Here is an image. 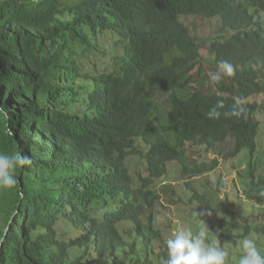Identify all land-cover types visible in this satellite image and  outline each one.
Listing matches in <instances>:
<instances>
[{
	"label": "trees",
	"instance_id": "16d2710c",
	"mask_svg": "<svg viewBox=\"0 0 264 264\" xmlns=\"http://www.w3.org/2000/svg\"><path fill=\"white\" fill-rule=\"evenodd\" d=\"M190 14L221 20L208 51L214 72L228 61L234 74L219 84L181 21ZM234 108L239 117L223 115ZM262 111L264 0H0V154L31 159L0 188V264H166L154 243L158 179L172 161L188 178L217 167L188 161L189 144L230 139L232 156L254 157ZM131 156L145 173L133 175ZM218 222L229 255L252 232L264 252V226Z\"/></svg>",
	"mask_w": 264,
	"mask_h": 264
},
{
	"label": "rangeland",
	"instance_id": "374dc122",
	"mask_svg": "<svg viewBox=\"0 0 264 264\" xmlns=\"http://www.w3.org/2000/svg\"><path fill=\"white\" fill-rule=\"evenodd\" d=\"M181 21L202 45L205 73H214L208 46L211 41L222 36L220 18L190 14L181 16ZM225 34L223 37L226 36ZM158 95L161 107L168 108L165 97ZM249 100L261 102L262 96L254 95ZM259 118L263 121L257 137L258 147L254 157H250L247 150H242L238 155L232 156L234 141L228 139L224 143L215 144L212 148L199 144L188 145V161L212 162L215 159L218 160L217 167L207 173L188 178L183 174L180 162H169L167 166L170 174L168 181L165 177L160 178L154 186L161 201V204L156 206L155 213L157 226L161 229V239L154 242L157 249L160 247L165 249V241L172 232L184 227H191L194 232H198L201 227H208L209 242L215 241L220 246L221 229L218 226V221L221 216H225L231 225L244 226L252 223L253 226H264V188L262 186L258 189L255 186L260 177L264 176V111L259 114ZM249 159H252L254 167V182L248 178L251 176ZM128 163L133 175L136 171L141 170L145 173V163L140 156H131ZM187 181L195 186L201 195H205L203 203L190 202L192 192L188 189ZM238 228L242 232L244 231L243 227L233 229L236 231L239 230ZM121 229L133 232L131 238L134 239L135 232L131 224L124 223L121 225ZM248 238L254 239L258 243L261 236L252 232ZM242 241L230 247L229 264H238L242 254ZM261 254L264 255V252Z\"/></svg>",
	"mask_w": 264,
	"mask_h": 264
},
{
	"label": "clouds",
	"instance_id": "9594fccd",
	"mask_svg": "<svg viewBox=\"0 0 264 264\" xmlns=\"http://www.w3.org/2000/svg\"><path fill=\"white\" fill-rule=\"evenodd\" d=\"M234 74V67L228 61H219L217 71L209 74L213 84H219L223 76L231 77ZM237 105L241 101H235ZM218 108H223V102L212 107L207 116L210 119H218L221 112ZM243 112L240 108H235L231 112L223 113L224 116L239 117ZM31 159L22 154H0V188L10 189L17 184L15 175L17 167L30 165ZM208 227H201L198 232H194L191 227H184L172 232L166 239L167 261L166 264H229V251L216 244L215 241L208 240ZM242 254L238 264H264V255L261 254L258 243L254 239L245 238L241 244Z\"/></svg>",
	"mask_w": 264,
	"mask_h": 264
}]
</instances>
